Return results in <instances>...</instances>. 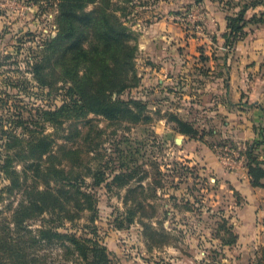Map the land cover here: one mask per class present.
<instances>
[{"label":"rangeland","instance_id":"obj_1","mask_svg":"<svg viewBox=\"0 0 264 264\" xmlns=\"http://www.w3.org/2000/svg\"><path fill=\"white\" fill-rule=\"evenodd\" d=\"M189 1L161 8L179 13L188 9ZM85 8L110 11L136 43L134 18L144 9L150 15L157 6L143 7L137 0H91ZM60 12V0H0V264L92 260L69 237L49 241L40 232L45 227L105 245L107 264H255L264 244L222 241L231 238L223 225L235 230L233 211L241 196L216 168L193 154L201 156L203 147L189 149L174 117L193 123L201 140L229 169L240 168L228 160L243 158L247 166L245 150L255 139L236 142L226 119L217 116V103H207L204 99L211 96L201 97L199 86L166 85L160 100L145 105L147 94L160 87L154 78L156 84L143 86L138 61L132 75L120 77L128 87L108 92L112 101H124L134 110L122 119L81 110L73 78L40 84L33 65L51 57L47 42L60 30ZM148 76L155 75L149 71ZM256 129L263 131L262 125ZM11 133L16 136L9 138ZM35 135L53 140L51 152L40 157L32 153L46 146ZM70 148L82 149V164H74ZM38 162L56 166L57 172L35 175L31 164ZM49 185L54 190L73 185L79 200L64 206L53 191L50 208L18 222L19 210L32 200L45 203L47 195L40 190ZM263 220L264 214L258 222Z\"/></svg>","mask_w":264,"mask_h":264},{"label":"crops","instance_id":"obj_2","mask_svg":"<svg viewBox=\"0 0 264 264\" xmlns=\"http://www.w3.org/2000/svg\"><path fill=\"white\" fill-rule=\"evenodd\" d=\"M137 2L143 7L157 6L150 15V10L141 11L132 23L138 32L137 66L144 71L143 86L153 85V78L160 87L156 91L161 94L166 85L199 86L201 97L211 96L204 99L207 103H217V116L226 119L227 129L232 131L236 142L259 138L256 127L264 124V22L252 19L264 14V2L247 10L249 22L244 35L232 47L226 45V32L227 15L239 9L233 1H189L188 9L198 8L203 12V19L196 24L177 19L174 8L169 13L161 8L176 5V0ZM149 71L155 76L149 77ZM186 97L190 96L186 94ZM180 136L190 142L189 149L203 147L201 156L199 152L193 154L216 168L241 196L235 201L237 208L233 211L236 244L252 247L264 244V224L258 222L264 214V186L252 184L244 159L228 160L240 168L229 169L201 139ZM187 154L193 156L191 150ZM260 155L264 159V151Z\"/></svg>","mask_w":264,"mask_h":264},{"label":"trees","instance_id":"obj_3","mask_svg":"<svg viewBox=\"0 0 264 264\" xmlns=\"http://www.w3.org/2000/svg\"><path fill=\"white\" fill-rule=\"evenodd\" d=\"M91 0H60L61 12L59 14L60 30L57 35L51 38L47 43L46 53L49 58L44 56L35 61L33 65L34 77L37 81L44 84H53L59 79L73 78V89L79 95L80 109L85 113L94 112L102 114L109 119H122L124 113L134 112L132 108L124 101H112L108 92L113 89H124L128 87L127 81L120 80V77L133 74L135 71L137 55H138V39L136 43H131L132 33L128 28L114 20L110 11L87 10L85 4ZM133 0H130L132 2ZM234 4H238L239 9L234 13L227 15L228 30L226 32V45L232 47L244 35V27L249 22L246 18L247 10L264 0H239ZM230 4V3H229ZM252 21L264 22V14L254 17ZM137 38V37H136ZM45 58V59H44ZM59 63V65L56 64ZM162 94L157 91H151L147 94L146 104L160 100ZM176 129L192 138H203L199 135V129L193 123L179 117H174ZM262 130L258 133L261 137L255 139L248 145L245 150L247 154V167L251 178V182L255 186H264V159L261 158L260 152L264 151V124ZM7 131H3L5 133ZM12 132V131H10ZM9 133V132H8ZM15 137L14 133L10 135ZM35 139L46 142L43 149L36 147L31 149L34 155L39 157L44 153L51 152L53 140L48 135H35ZM259 149H262L261 151ZM73 158V162L83 163L81 156L82 149H67ZM35 169V175H40L46 171L57 172L56 166L49 165L42 167L38 162L32 163ZM120 175H115L118 178ZM74 185V184H73ZM72 185V186H73ZM66 187L54 190L50 185L41 193L47 195L40 200H32L19 214L17 221L21 222L25 218H31L36 214H40L43 209L50 208L47 202L55 200L53 191L56 196L62 199V205L72 206L78 201V188ZM48 198L50 199L48 201ZM38 210V211H36ZM226 232L231 238H223V244H234L238 239L237 232L232 226L223 225ZM41 235L46 234L50 241L54 236L69 237V239L80 247V251L86 257L87 264H107L108 255L107 247L92 239L80 240L76 234H68L57 231L50 227L40 229ZM31 237L36 238L31 234ZM36 241V240H35ZM90 242V243H89ZM255 264H264V249L255 260Z\"/></svg>","mask_w":264,"mask_h":264},{"label":"built area","instance_id":"obj_4","mask_svg":"<svg viewBox=\"0 0 264 264\" xmlns=\"http://www.w3.org/2000/svg\"><path fill=\"white\" fill-rule=\"evenodd\" d=\"M175 17L186 23L196 24L198 21L203 19V12L198 8L187 9L180 11Z\"/></svg>","mask_w":264,"mask_h":264}]
</instances>
